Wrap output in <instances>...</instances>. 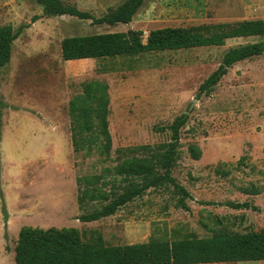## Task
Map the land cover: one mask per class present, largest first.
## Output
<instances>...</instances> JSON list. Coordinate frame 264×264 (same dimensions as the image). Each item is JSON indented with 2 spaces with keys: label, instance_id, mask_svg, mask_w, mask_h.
Returning a JSON list of instances; mask_svg holds the SVG:
<instances>
[{
  "label": "rangeland",
  "instance_id": "1",
  "mask_svg": "<svg viewBox=\"0 0 264 264\" xmlns=\"http://www.w3.org/2000/svg\"><path fill=\"white\" fill-rule=\"evenodd\" d=\"M62 1L99 18L125 0ZM245 20L264 21V0H148L130 24L112 27L45 17L34 0H0V27L21 28L10 62L0 70V264H14L24 226L76 228L84 241L96 233L112 246L145 243L151 236L210 237L220 229L264 231V54L235 64L210 91L200 90L229 49L260 38L87 61L64 62L60 52L68 37L136 31L145 40L155 29ZM88 81L109 88L107 160L98 153L74 154L71 146L68 103ZM182 115L187 121L172 177L191 196L187 210L166 186L113 216L81 223L78 217L99 204L79 209L76 178L98 176L125 157L141 156L140 147L168 143L166 128ZM190 145L201 150L199 160L189 157ZM226 203L256 209L234 210Z\"/></svg>",
  "mask_w": 264,
  "mask_h": 264
},
{
  "label": "trees",
  "instance_id": "2",
  "mask_svg": "<svg viewBox=\"0 0 264 264\" xmlns=\"http://www.w3.org/2000/svg\"><path fill=\"white\" fill-rule=\"evenodd\" d=\"M45 17L69 16L93 25H128L148 0H125L102 17L79 11L62 0H34ZM21 28L0 27V70L11 59L13 43ZM260 38L257 43L229 49L218 68L203 82L200 90L214 88L235 64L264 54V21L245 20L194 27H166L152 30L145 40L141 32H114L74 36L60 42L64 62L114 58L165 51L223 47L227 40ZM102 81L82 84L81 92L68 103L70 141L74 154L89 157L94 153L109 159L112 141L108 130L109 92ZM0 104V112L2 109ZM187 117H177L166 130L171 133L168 143L154 148L140 147L141 156H128L98 176L76 178L77 203L80 210L88 204H99L78 217L81 223H91L113 216L119 209L143 196L147 191L171 186L179 197L178 205L187 210L185 201L190 194L172 177L177 160L180 130ZM131 152V150H125ZM125 151H121L122 154ZM189 157L197 161L202 152L196 145L188 147ZM109 188V189H108ZM252 195H257L252 191ZM234 209H253L248 204L226 203ZM6 214V213H5ZM264 261V231L230 232L220 229L210 237L194 234L166 239L151 236L146 243L112 246L100 234L83 240L76 228H20L14 248V264H217Z\"/></svg>",
  "mask_w": 264,
  "mask_h": 264
},
{
  "label": "crops",
  "instance_id": "3",
  "mask_svg": "<svg viewBox=\"0 0 264 264\" xmlns=\"http://www.w3.org/2000/svg\"><path fill=\"white\" fill-rule=\"evenodd\" d=\"M247 39H256L255 37H250V38H238V39H231V40H247ZM231 40H227L228 41H231ZM257 42H260V41H254V42H251V43H257ZM80 61H87V60H80ZM146 243V242H145ZM217 264H226V263H217Z\"/></svg>",
  "mask_w": 264,
  "mask_h": 264
}]
</instances>
